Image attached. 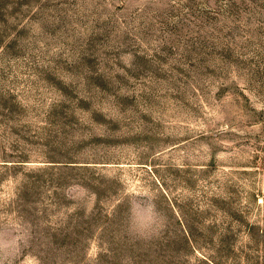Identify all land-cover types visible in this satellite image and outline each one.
Returning a JSON list of instances; mask_svg holds the SVG:
<instances>
[{"label": "rangeland", "instance_id": "1", "mask_svg": "<svg viewBox=\"0 0 264 264\" xmlns=\"http://www.w3.org/2000/svg\"><path fill=\"white\" fill-rule=\"evenodd\" d=\"M0 264H264V0H0Z\"/></svg>", "mask_w": 264, "mask_h": 264}, {"label": "clouds", "instance_id": "2", "mask_svg": "<svg viewBox=\"0 0 264 264\" xmlns=\"http://www.w3.org/2000/svg\"><path fill=\"white\" fill-rule=\"evenodd\" d=\"M157 223L156 219L152 216L147 218L141 217L135 221V233L142 238H148L152 235V228Z\"/></svg>", "mask_w": 264, "mask_h": 264}]
</instances>
